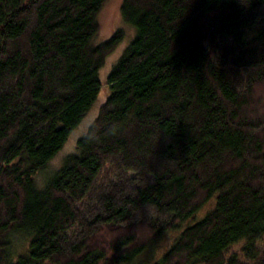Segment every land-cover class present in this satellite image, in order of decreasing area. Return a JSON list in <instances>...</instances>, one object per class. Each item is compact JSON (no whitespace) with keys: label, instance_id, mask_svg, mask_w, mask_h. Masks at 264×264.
Listing matches in <instances>:
<instances>
[{"label":"trees","instance_id":"1","mask_svg":"<svg viewBox=\"0 0 264 264\" xmlns=\"http://www.w3.org/2000/svg\"><path fill=\"white\" fill-rule=\"evenodd\" d=\"M108 1L0 0V264H133L182 229L150 264H264V0H122L103 82Z\"/></svg>","mask_w":264,"mask_h":264},{"label":"rangeland","instance_id":"2","mask_svg":"<svg viewBox=\"0 0 264 264\" xmlns=\"http://www.w3.org/2000/svg\"><path fill=\"white\" fill-rule=\"evenodd\" d=\"M121 5L122 0H110L104 6L103 11L100 13L98 17V25H99V33L96 40V43L100 44L104 41L108 40L114 33L121 32L123 33V42L111 54L106 62L103 70L101 71V78L103 82L106 81V77L111 70V68L115 65V63L119 60L122 53L125 51L127 46L130 44L131 40L135 36L134 30L129 27L127 24L124 23L122 16H121ZM106 91H103L99 97V100L93 110H91L90 114L86 117L85 121L82 125L73 133V135L67 141L63 150L58 154V156L53 159L48 167L47 172L50 173L57 169L63 160V158L70 153L74 152L75 144L79 137L83 136L88 128V126L95 120L97 117V112L99 111L100 107L104 103L106 97ZM42 179V178H41ZM40 179V180H41ZM39 180V182H40ZM211 203L204 207L193 220L186 222L183 227L188 225H192L199 219H201L205 213L210 209ZM185 229V228H184ZM183 230V229H182ZM182 230H178L177 232L169 234V236L165 237L163 240L158 241L154 246L150 249V251L141 257L137 262L133 264H150L158 257H160L171 245L173 239L181 232Z\"/></svg>","mask_w":264,"mask_h":264}]
</instances>
